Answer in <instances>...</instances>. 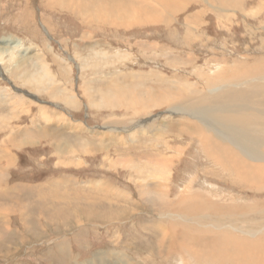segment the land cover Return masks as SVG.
I'll return each instance as SVG.
<instances>
[{"label":"rangeland","instance_id":"1","mask_svg":"<svg viewBox=\"0 0 264 264\" xmlns=\"http://www.w3.org/2000/svg\"><path fill=\"white\" fill-rule=\"evenodd\" d=\"M53 1L0 0V39L29 49L0 57V264H264V172L223 170L168 112L189 91L225 101L213 77L264 73V0H155L163 18L71 0L89 19Z\"/></svg>","mask_w":264,"mask_h":264},{"label":"bare ground","instance_id":"2","mask_svg":"<svg viewBox=\"0 0 264 264\" xmlns=\"http://www.w3.org/2000/svg\"><path fill=\"white\" fill-rule=\"evenodd\" d=\"M55 1V0H54ZM53 1V2H54ZM71 1V0H70ZM88 1V0H87ZM102 0H96L93 2L97 3V6L100 8L99 11L102 12V10H104L106 13L108 12V10H113V12H110V14L114 13L113 15L118 16L119 18H123L120 17L126 13H121L120 11V5H116L118 3H115V6H111L108 4H104V2H101ZM134 2H139L141 3H145V5L149 6L153 11H155V13H152L156 16H160L159 13H161V17L164 16L163 14V9L168 11L170 15H173V12L171 13L169 11V7H170V3L175 2V0H170L168 3H165L163 6L164 8L161 9L155 4L156 1L155 0H132ZM178 2H184V0H177ZM190 1V0H189ZM205 1V0H204ZM61 2V0H60ZM60 2H56V3H60ZM80 2L77 1V3ZM82 2V0H81ZM90 2V1H89ZM116 2V1H114ZM122 2V1H121ZM125 2V1H124ZM63 3V1H62ZM209 3V2H208ZM64 4V3H63ZM83 4V3H82ZM112 4V3H111ZM129 6L130 3H127ZM161 4V3H160ZM84 5V4H83ZM87 6H91L89 4H86ZM93 5V4H92ZM122 5V4H121ZM126 5V4H125ZM124 5V6H125ZM136 5V4H135ZM143 5V4H142ZM175 5V4H174ZM209 5L211 6V4L209 3ZM134 5H132L133 7ZM162 6V5H161ZM177 6V5H175ZM174 6V7H175ZM45 7L47 8V5H45ZM86 7V6H85ZM178 7V6H177ZM213 7V6H212ZM67 8H71L73 10H76L77 12H80L81 15L88 17V19L90 17H92V13H87L88 15H84L83 13L85 12L83 10V8L81 7V5L79 6L78 4H76L75 1H71V4L67 7ZM138 8V7H137ZM148 8V7H147ZM179 8V7H178ZM125 12V8H123ZM89 10V9H88ZM137 10V11H136ZM135 12H139L138 9L133 10ZM165 11V12H166ZM173 11V10H172ZM140 13V12H139ZM86 14V13H85ZM99 14V13H98ZM109 14V13H108ZM144 14V13H143ZM167 14V13H166ZM134 15V14H132ZM134 15V16H135ZM168 15V16H170ZM109 16V15H108ZM107 16V17H108ZM112 16V15H111ZM115 16V17H116ZM142 16V15H141ZM140 16V17H141ZM94 17L97 19L98 17H101L100 15H94ZM130 17L131 14H130ZM167 17V16H166ZM236 17V16H235ZM106 18V17H105ZM163 18V17H162ZM134 19V18H133ZM160 19V18H159ZM187 19V18H186ZM120 20V19H119ZM87 37V36H86ZM0 44L5 45V47H1L0 48V57L2 55H4L6 52H9V49H7V47L11 46L14 47L15 49L22 51V53H28L29 49L23 47L21 40H19L18 38H12L11 36L8 37H3L2 39H0ZM7 46V47H6ZM152 46V45H151ZM151 48V47H150ZM12 51V50H11ZM106 53V52H105ZM112 53V52H111ZM9 54V53H8ZM15 56H13L12 58H14ZM19 57V56H18ZM107 57V56H106ZM92 58V57H91ZM15 59V58H14ZM13 59V60H14ZM8 60V59H7ZM13 62V61H11ZM3 62H0V67L1 64ZM9 64V63H8ZM58 64V63H57ZM3 65V64H2ZM4 65L7 66V63L4 62ZM69 65V64H68ZM5 66V67H6ZM3 67V66H2ZM3 67V68H5ZM42 68L44 71V75L46 77L49 78V80H51V76L50 73L48 71V69L45 67L44 64H42ZM8 68V66H7ZM14 70V69H12ZM8 71V70H7ZM11 71V69H10ZM16 71V70H15ZM3 71H1L0 69V74L3 76ZM6 72V71H5ZM12 72V71H11ZM22 74V73H21ZM259 74V76H257ZM39 76V74H38ZM13 78V77H12ZM41 78V77H39ZM233 78V77H232ZM34 79V78H33ZM36 79V77H35ZM38 80V79H37ZM40 80V79H39ZM45 81V80H44ZM228 82L230 84V86L224 85V83L222 84V82ZM33 82V81H32ZM44 83V82H42ZM209 83L211 86L213 87H219V89H212L209 92L208 98L211 99H221L224 97L222 101V103L220 102L219 104H211V107H206L205 104H201V102L204 101V98L206 95L202 96L199 95L198 97L196 96L197 93H193V91H189L187 94H184V98L181 97V95H178V98H174V99H169V102L172 101L171 107L168 109V112L170 114H174V113H179L181 115H185L190 117L191 119L197 121L198 123L194 122H190L188 121L187 123H184L181 128L184 129V126L189 127L190 129H195V132L197 134V136L202 139V143L203 145L205 144V142L207 143L209 141V139L211 140L209 144H214V149L212 146H210V151H212L213 149V155L215 156V159L217 160V162L220 164L217 166H223L221 168H225V170L227 171V169L230 170V172L237 173V168L240 166L244 171H248L245 167L250 168V170L252 169H257L260 170L261 172H264V73H257V71L253 72L250 75H238L236 77H234V79L228 78V79H218L217 77H213L209 80ZM28 84V83H27ZM112 84V83H111ZM224 85V86H222ZM34 86V85H33ZM42 86V85H41ZM46 86V85H45ZM115 86V85H113ZM44 87V86H43ZM131 87V85H130ZM189 87V86H188ZM57 88V87H56ZM55 88V89H56ZM117 88V86H116ZM206 88V87H205ZM132 89V88H131ZM137 89V88H136ZM190 89V88H189ZM236 90L237 92L233 93V92H229L228 91H232V90ZM39 90V89H38ZM41 90V89H40ZM117 90V89H116ZM119 90V88H118ZM123 90V89H122ZM184 90V89H183ZM234 90V91H235ZM61 91V90H60ZM141 91V89H140ZM43 92V91H42ZM46 92V91H44ZM142 92V91H141ZM156 92V91H155ZM185 91H183L184 93ZM197 92V91H196ZM29 93V92H28ZM47 93V92H46ZM154 93V92H152ZM186 93V92H185ZM189 93L192 94L193 96L196 97H189ZM135 94V93H134ZM182 94V92L180 93ZM57 95V94H55ZM59 95V94H58ZM85 95V92H84ZM144 95V94H143ZM250 96V100H251V106H247V104H241L242 99H249L245 96ZM51 97V96H50ZM143 97V96H142ZM155 97V96H154ZM255 97H258V99L261 101L259 103H253L252 98L255 99ZM189 98H193L192 100H190L189 104L186 103L185 104H180V101H187ZM144 99V98H142ZM69 100V99H68ZM206 100V99H205ZM71 101V100H70ZM61 102V101H60ZM64 104L67 106L69 104L68 101H63ZM68 102V103H67ZM206 102V101H205ZM209 104V101H207ZM217 102V101H216ZM240 102V103H239ZM246 102V101H245ZM58 103V102H57ZM73 103V102H70ZM108 102L105 103V105H107ZM110 103V102H109ZM244 103V102H243ZM114 105V102L112 101V103ZM60 105V104H59ZM71 105V104H70ZM73 105V104H72ZM197 105V106H196ZM250 105V104H249ZM109 106V105H107ZM112 106V105H110ZM76 107V106H75ZM92 107V106H91ZM63 108V107H62ZM46 110V109H45ZM72 110V109H71ZM178 114V115H179ZM15 117V116H14ZM45 120V118H44ZM180 126V125H179ZM253 127V128H252ZM11 128V127H10ZM186 128V127H185ZM258 128V129H256ZM187 129V128H186ZM75 131V130H74ZM73 131V132H74ZM71 132V131H70ZM186 132V131H185ZM78 133V132H77ZM191 133V132H190ZM208 136H211L208 138ZM191 137V136H189ZM197 138V137H196ZM85 143V142H84ZM200 143V142H199ZM201 144V143H200ZM199 144V146H200ZM89 145V144H88ZM178 145V144H177ZM62 146V145H61ZM83 146V145H82ZM86 147V146H85ZM89 147V146H88ZM203 147V146H202ZM212 147V148H211ZM78 148V147H77ZM77 148H72V150L70 151L71 154L75 153ZM83 149H85L84 147H82ZM80 150L78 151L79 153L81 152V148H79ZM200 149V147H199ZM58 154H60L62 151H64L62 148L58 147L57 150ZM173 151V150H172ZM83 152H86L85 150ZM174 152V151H173ZM207 152V151H206ZM67 152L64 151L62 154H66ZM177 153V152H176ZM68 154V153H67ZM77 155V153L74 154V156ZM212 155V154H210ZM228 155V156H226ZM205 156V155H204ZM220 157V158H219ZM166 158V157H164ZM169 158V157H168ZM210 158V157H208ZM214 158V157H213ZM162 160V159H160ZM226 160V161H224ZM228 160V162H227ZM64 161V160H63ZM214 161V160H213ZM238 161V162H236ZM210 162V161H208ZM65 163V162H63ZM238 164V165H235ZM240 164H242L243 166H241ZM157 165V167L155 166ZM215 165V163L213 164ZM155 168L157 169V172H162L164 173L165 171H168V164L167 163H159L158 161H155L154 164ZM140 167V166H139ZM213 167V166H211ZM2 168V167H1ZM220 168V169H221ZM175 170V169H174ZM222 170V171H223ZM141 171V170H140ZM155 171V169H154ZM199 172V171H197ZM221 172V171H220ZM141 173V172H140ZM179 173V172H178ZM255 173V172H254ZM156 174V173H154ZM224 174V173H223ZM256 174H259V172H256ZM144 175V174H143ZM158 175V174H157ZM196 175V174H195ZM141 176V175H140ZM145 176V175H144ZM149 176V174H148ZM154 176V175H153ZM159 176V175H158ZM248 176V174H247ZM196 177V176H195ZM236 177V176H235ZM252 177V176H251ZM194 178V177H191ZM230 178V177H229ZM233 181V180H232ZM252 181V180H251ZM146 183V182H145ZM236 183V182H235ZM144 184V183H143ZM155 184V183H153ZM162 184V183H161ZM232 184V183H231ZM263 184V183H262ZM142 185V184H141ZM248 185V184H247ZM146 187V186H144ZM155 187V186H154ZM160 187V185H159ZM163 187V186H162ZM156 189V188H155ZM144 190V189H143ZM153 190V189H151ZM147 191V189H146ZM156 191V190H153ZM153 191H151L152 193H154ZM197 191V190H196ZM202 191V190H201ZM208 191V190H207ZM148 192V191H147ZM142 193V190H141ZM145 193V192H144ZM150 193V189L149 192ZM147 193V194H148ZM156 193V192H155ZM161 194V193H160ZM188 194V193H187ZM208 194V193H207ZM151 195V194H150ZM197 196V195H196ZM209 196V195H208ZM188 197V196H186ZM192 198V197H191ZM189 199V198H188ZM207 199V198H206ZM155 200V199H153ZM196 201V200H195ZM207 201V200H206ZM186 202V200H185ZM184 202V203H185ZM189 202V201H187ZM208 202V201H207ZM165 203V202H164ZM186 204V203H185ZM184 205V204H183ZM188 205V203H187ZM202 204L201 202H191V204L189 206V208H197L200 207ZM213 206L207 207V208H211ZM215 208V207H214ZM202 209V208H201ZM206 210V208H205ZM213 210V209H211ZM187 240H185L186 242ZM188 243V242H187ZM187 250V249H186ZM190 251V250H189ZM102 261V260H101Z\"/></svg>","mask_w":264,"mask_h":264},{"label":"crops","instance_id":"3","mask_svg":"<svg viewBox=\"0 0 264 264\" xmlns=\"http://www.w3.org/2000/svg\"><path fill=\"white\" fill-rule=\"evenodd\" d=\"M73 260L71 259V257L68 258V264H73Z\"/></svg>","mask_w":264,"mask_h":264}]
</instances>
